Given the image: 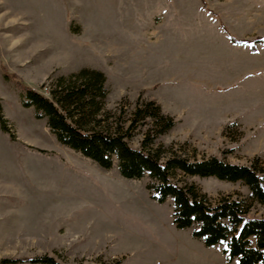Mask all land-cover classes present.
I'll list each match as a JSON object with an SVG mask.
<instances>
[{
  "label": "rangeland",
  "instance_id": "374dc122",
  "mask_svg": "<svg viewBox=\"0 0 264 264\" xmlns=\"http://www.w3.org/2000/svg\"><path fill=\"white\" fill-rule=\"evenodd\" d=\"M2 69L48 95L81 70L105 77L102 127L164 162L212 157L264 169V0H0V261L61 264H237L225 243L178 229L172 199L60 145ZM153 101L174 126L135 119ZM208 203L264 205L243 182L171 176Z\"/></svg>",
  "mask_w": 264,
  "mask_h": 264
},
{
  "label": "trees",
  "instance_id": "16d2710c",
  "mask_svg": "<svg viewBox=\"0 0 264 264\" xmlns=\"http://www.w3.org/2000/svg\"><path fill=\"white\" fill-rule=\"evenodd\" d=\"M3 78L20 90L21 104L33 108L35 118L45 119L46 126L57 142L109 170L113 158L118 161V171L126 180H140L147 176L146 189L152 198L162 204L172 199L173 223L178 229L192 228L193 235L206 246L225 243L224 254L237 264H264V219L248 216L239 201L222 199L215 205L208 203L191 184L179 186L171 176L179 171L188 176L215 177L221 181L243 182L251 197L264 205V169L232 165L216 157L190 162L181 157H171L162 162L159 155L132 149L122 129L107 131L98 117L106 98L105 77L95 70H81L68 77H59L48 95L26 85L20 78L2 69ZM135 119L143 123L163 125L161 133L170 130L174 123L162 115L153 101L142 104L134 112ZM0 128L7 133L0 114ZM19 261L4 259L0 264H17ZM23 262L31 264H61L53 257H34Z\"/></svg>",
  "mask_w": 264,
  "mask_h": 264
}]
</instances>
